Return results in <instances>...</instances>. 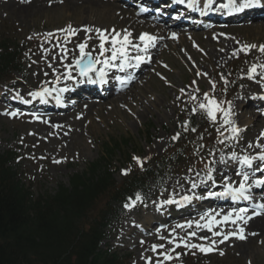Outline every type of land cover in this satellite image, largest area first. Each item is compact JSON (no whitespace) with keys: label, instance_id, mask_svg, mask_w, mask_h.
Masks as SVG:
<instances>
[{"label":"rangeland","instance_id":"obj_1","mask_svg":"<svg viewBox=\"0 0 264 264\" xmlns=\"http://www.w3.org/2000/svg\"><path fill=\"white\" fill-rule=\"evenodd\" d=\"M95 8L90 10L91 7L84 5L70 11L65 6L48 7L47 12H38L39 14L29 18L27 23L10 16L7 18L0 16L1 19L9 21L18 28L15 32L16 37L21 40L25 39L26 34L30 32L27 39L31 43L35 42V50L31 55L32 67L29 68V63L23 69L28 72L27 76L33 72L34 64L39 73L48 71V69L56 73L57 69L61 67V64L64 63L63 53L68 51L69 54L76 47V42L70 39L65 41L59 39L63 35H60L59 38L53 35L65 27L71 26L76 29L85 23L96 28H111L117 24L124 27L140 25L132 18L121 19L117 15L119 10L116 8ZM129 21L132 25L128 23ZM228 32L232 42L238 41L242 45L264 44V33L260 31L249 30L248 27L238 25L230 27ZM228 32L220 33V30H217L201 35H185L181 41L171 40L168 42L169 45H165L160 54L163 58L161 61H157V63L165 62L167 68L158 69L156 63L149 68L147 75L131 91L94 108L90 116L80 122L82 123L80 141L76 146L71 144L69 150L64 152L65 156L59 154L57 147L52 145V141L48 143L50 137L41 136L40 139H36L32 131L33 122L10 120L4 116L0 117V149H19L22 153L20 162L22 167L36 179L41 180L44 187L50 188L53 192L59 183L67 184L73 173L85 170L91 162L98 159L101 156L103 143L111 138L130 135L138 141L141 140L143 152L139 151V153H141L142 159L154 154H162L167 148V144L169 145L171 142V135L177 130L176 111L179 104L188 101L190 95L200 96L202 92L215 91L214 76L216 73L220 76V81L226 83V71L229 63L238 56L246 55V53L235 54L223 63L214 61L212 52L216 45L212 44L209 38L213 35H220L221 38ZM244 40H247L248 43L243 42ZM249 54L254 56L256 53ZM41 67L49 68L41 70ZM52 72L50 74H53ZM159 74L161 75L159 76ZM46 80L48 79H33L31 76L29 83L32 86H38ZM22 89H26V87H22ZM244 91L246 92V90ZM141 113H144V116L136 118L137 114L140 117ZM145 130L146 134L152 138L149 142L143 134ZM60 131L64 132L63 129ZM190 133L193 137L197 135L192 130ZM217 154H221L220 151ZM71 162L72 164H70ZM112 165L113 169L117 167L116 178L120 179L122 172L126 169V164L120 155L114 158ZM44 174L47 175L45 180L44 177L42 178ZM178 178L181 177L175 176L172 181L174 182ZM171 184L172 182L167 184L169 189L172 187ZM184 236L189 243H194L188 239L187 235ZM181 238V236H177L172 240L180 242ZM169 239H171L170 236L158 242L155 246L164 245V247H158L156 251L152 250L154 246L152 244L139 246L137 262L144 264L145 257L155 259V263L157 260L165 261L163 254L167 252L171 256L176 250L175 245L169 244ZM194 239L199 241L197 236ZM214 240L216 241L215 245H212L211 240L208 241L207 247H214L215 250L205 253L208 255L203 257L206 264H227V259L231 261L230 264H264V233L251 239L253 241H250V256L243 253L234 242L220 243L222 237L221 240L219 237ZM177 250L181 252L180 248ZM185 250L189 249L185 248ZM220 252L224 254L221 255ZM165 264H169V262Z\"/></svg>","mask_w":264,"mask_h":264},{"label":"trees","instance_id":"obj_2","mask_svg":"<svg viewBox=\"0 0 264 264\" xmlns=\"http://www.w3.org/2000/svg\"><path fill=\"white\" fill-rule=\"evenodd\" d=\"M123 144L127 146L129 139L124 140ZM105 151L111 154L112 146L106 145ZM104 160L105 157L102 158V161ZM105 163H94L89 171L76 175L72 180V189L62 188L61 193L50 205H43L44 207L36 210L40 212L38 215L32 212L31 206L34 203L28 201L23 187L13 181L10 173L9 175L2 173L0 176V264H18L20 251L25 245L41 247L37 250L39 258L51 260L53 264H73L71 254L75 250L79 253L76 264H96L89 263V257L95 251L93 239L81 235L80 230L76 231L73 222L75 216L109 184V173L104 168Z\"/></svg>","mask_w":264,"mask_h":264},{"label":"snow or ice","instance_id":"obj_3","mask_svg":"<svg viewBox=\"0 0 264 264\" xmlns=\"http://www.w3.org/2000/svg\"><path fill=\"white\" fill-rule=\"evenodd\" d=\"M180 3H184V0H179ZM196 0H190L189 7H192L195 4ZM224 7H227L231 12H244L246 9H252V8H264V0H228V4L224 5ZM61 31L67 33V34H76V29H73L71 26H69L67 29H62ZM87 32H91L92 29H85ZM97 36L100 40L99 43V49L100 53L99 56L93 57L91 52L86 51L87 43H81L78 45L79 47V57L75 60V66L79 69V74L83 77H88L89 80L92 83H96L95 80H92L89 76V73L91 72H98V76L100 77L101 82H103V79L106 75L105 69L106 68H115L118 67L121 71L125 70L128 67H132L133 65L130 63L131 59H134L136 61V66L139 65L140 62L145 60V55H136L135 57H130L128 55L129 47H133L139 52L147 54L150 47L155 46V42L158 39L157 37L150 35L148 33L141 34L139 36V40L141 41V44L143 47H141L140 44H133L131 39V33L128 32L126 29L123 30V33L117 32L115 29L111 30V35H108L109 30H101L96 29ZM51 35V34H49ZM175 38V34H173ZM90 38V37H89ZM110 43L111 48H106L105 44ZM239 43V42H238ZM264 53V44L256 45V44H247L244 45L241 48V51L244 52H250L253 49H257ZM108 51H111V56L105 57L104 59H100V57L104 56V54ZM66 54V53H65ZM234 55L236 53H233ZM120 60V64H116L115 61ZM102 64L103 67L97 70L96 65ZM67 67V77L68 79H72V67ZM258 69H264V64H253L251 68L249 69V78L255 79L257 76H259L262 80H264V72H258ZM57 82H59V78L57 79ZM227 83V81H225ZM214 87V85H213ZM67 89H61L60 91H66ZM54 89L49 88H43L40 91L32 92L30 95L33 97H40L41 99H44L45 96H50ZM183 91V90H182ZM261 99H264V97H260ZM57 101H60L59 95L56 97ZM195 99V97H193ZM225 104L227 106H225ZM192 111L195 113L197 111H201L208 119L215 122L217 120V114H221L223 118V124L224 125H231V132H232V138L238 139L239 133L241 129L235 124V121L232 119L234 112L232 108V104L230 101H217L214 97L210 98L208 94H205L204 102H201L198 106V108H193ZM12 115H16V113H12ZM185 128H187V125H185ZM192 131H196L195 128H192ZM264 135V134H262ZM179 138V134L177 136L172 137L173 140H176ZM223 143V141H220ZM251 147V145H249ZM257 147H262L261 145H257ZM233 160L238 159L235 152L232 153ZM139 159V158H136ZM254 161H259L262 165L261 167H257V171L264 172V151H261L257 156H249L244 155L242 159H240V163L242 165L251 167L253 165ZM59 162V161H57ZM221 162L224 161V157L221 156ZM142 166V162H141ZM212 170L210 169L209 172ZM124 174H127V171L125 170ZM242 175L243 180L239 183L238 187H233L232 184L226 183L224 185V191L221 192H209V196H217V197H230L233 201H241V200H250L251 196L249 195L250 189L252 187L251 184L248 183L250 176L246 172L238 173ZM208 179H212L211 175L209 174ZM254 183L257 186H264V179H257L254 181ZM197 185L195 183L192 184V187L195 188ZM202 198V197H201ZM137 200L140 199V196L137 195ZM185 201H188L192 199V197L185 196L183 197ZM173 201L169 200L166 201V203H172ZM125 207H129V205H125ZM260 208H264V204L259 205ZM248 212L247 208H240L238 210L233 209L232 211H229L226 215L223 216L222 221H218L216 219V216L219 215V213H216L213 215L212 213L207 214V218L205 216H201V220H205L206 222L204 224H201L199 221L196 222H188L187 227L192 228L193 223H195L197 228L201 229H207V231L212 232L213 236H222L223 239L220 241V243H223L225 240H228L232 236H236L238 239H246V237L243 235L244 228L240 227L238 231L230 232V233H224L220 231H213L214 226L219 225L220 223H228L231 222L232 224H237L238 221H243L244 223H247L249 219H251L250 216H246V213ZM257 215L259 213H256ZM178 228H183L185 225H177ZM196 232H191L188 234L189 238L196 236ZM201 239H208V237H201ZM169 243H176L173 240H170ZM212 245L216 244V241L213 240ZM183 245L184 248L187 249H198L202 253H208L211 252L214 249V247H206L203 244H195V243H189L187 239L181 238L179 243H176V247H181ZM163 248L164 245H158L153 246V251H156L157 248ZM221 255H223V252H220ZM164 260H170L172 259V256H170L167 252L163 254ZM149 264H151V260L149 259ZM156 264H163V261L157 260Z\"/></svg>","mask_w":264,"mask_h":264},{"label":"bare ground","instance_id":"obj_4","mask_svg":"<svg viewBox=\"0 0 264 264\" xmlns=\"http://www.w3.org/2000/svg\"><path fill=\"white\" fill-rule=\"evenodd\" d=\"M49 2H52V7L59 8V6H65L66 9L72 11L76 8L87 6L91 7L90 10L93 8H112L113 6L109 4V0H11L9 3H0V7L2 10L10 15H13L15 17H20L22 21H26L31 17H34L35 15L43 12L48 11ZM115 6V5H114ZM95 8V9H96ZM39 12V13H38ZM254 25V26H253ZM252 29L259 30L260 32L264 33V20L259 21L256 24H253ZM170 27L167 26H161V30L165 33L170 30ZM172 32V31H169ZM174 32L178 33V38L181 37L183 32H179L174 30ZM210 42L212 44H215V50L212 52L213 58L218 63L226 62L229 58V56L236 51H241V44H235V42H231L228 40V38L221 40L219 38L214 39L210 38ZM93 106H89L88 109H85L83 112V115L85 117H89L90 113L92 111ZM82 117V115H80ZM144 116V113H141L140 117L137 114L136 118H141ZM55 122H60L64 128L69 129L68 135L64 136L63 133H61V136H58L57 139L52 140V144L56 145L62 142L61 138L64 136L63 140L65 142L64 149H67L71 147V144L76 146L78 142L80 141V135L82 134L80 132L82 128L81 120L76 117V114L74 115H63L55 119H48L45 121L44 124L39 123V125H36V128L38 129L36 132V135H40L41 133L50 134V132H54L55 130H52L49 124H56ZM221 163H218V166H220ZM230 208H225L224 211L227 212V210ZM240 226L244 228L243 235L246 237V239H238L236 236L232 237L235 241V243L238 245L240 250L245 254H251V239H253L256 236H260L264 233V215L257 217L255 219H252L248 221L247 223H244L243 221H239ZM234 228V227H233ZM235 229V228H234ZM248 236V237H247ZM250 236V240H249ZM248 241V243L246 242ZM251 241V242H250ZM250 256V255H249Z\"/></svg>","mask_w":264,"mask_h":264}]
</instances>
